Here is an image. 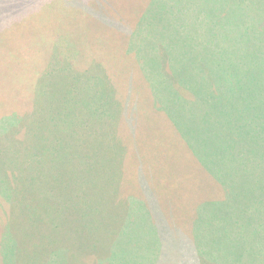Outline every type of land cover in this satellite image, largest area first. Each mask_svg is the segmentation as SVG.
Here are the masks:
<instances>
[{
	"label": "rangeland",
	"instance_id": "374dc122",
	"mask_svg": "<svg viewBox=\"0 0 264 264\" xmlns=\"http://www.w3.org/2000/svg\"><path fill=\"white\" fill-rule=\"evenodd\" d=\"M159 2L0 0V57L9 50L0 58V136L31 114L34 99L39 103L33 132L17 149L8 141L0 170L19 171L17 206L40 238L29 252L10 239L11 202L1 183L13 171L0 174V264H264V52L259 59L253 34L244 32L261 31L264 42V0H175L174 24L185 26L180 40L159 32L166 5ZM144 15L150 26L138 36ZM213 29L219 36L209 41ZM193 39L205 47L193 48ZM173 82L195 94L181 123L194 153L227 190L224 202L203 208L191 236L167 232L163 218L147 232L135 199L120 186L119 197L106 195L110 181L120 185L125 164L120 149L119 165L107 171L109 123L120 116L118 134L129 149L136 117L148 129L143 137L159 140L151 106L179 112ZM190 202L172 201L177 212ZM102 245V260H79Z\"/></svg>",
	"mask_w": 264,
	"mask_h": 264
},
{
	"label": "crops",
	"instance_id": "0c3cea01",
	"mask_svg": "<svg viewBox=\"0 0 264 264\" xmlns=\"http://www.w3.org/2000/svg\"><path fill=\"white\" fill-rule=\"evenodd\" d=\"M7 54L9 50L6 48V52L2 53L0 58ZM172 85L176 90L177 100L174 109L179 112L176 114L169 112L155 102H153L155 105L151 106L158 110L151 113L162 126H159L161 128L159 140L151 137L150 142L147 135L143 137L146 134L145 130L148 129L146 124L141 127L138 117L135 126L133 125L135 132L131 135L134 137L136 133V146L132 145L130 149L126 147L127 145L124 146L122 136L124 149L122 164L124 162L125 164L121 165L123 174L120 180L121 193L125 197H131L133 201L135 199L144 218V225H140L138 219L137 226H142L145 231H154L159 218H163L170 226L167 232L175 231L171 230V227H174L177 231L191 236L198 218L202 219L205 215L203 208L213 203L224 202L227 190L213 180L212 172L206 169L205 163L194 153L191 132L185 128L184 123H181L185 117L183 111L190 107L191 91L175 83ZM170 168L176 169L174 175ZM216 189L219 194H215ZM208 192L210 195H207ZM175 197L191 202L181 207V212H177L175 211L177 207L172 203ZM154 200L165 209L162 214L165 213L166 219L157 213V204H154Z\"/></svg>",
	"mask_w": 264,
	"mask_h": 264
},
{
	"label": "trees",
	"instance_id": "16d2710c",
	"mask_svg": "<svg viewBox=\"0 0 264 264\" xmlns=\"http://www.w3.org/2000/svg\"><path fill=\"white\" fill-rule=\"evenodd\" d=\"M155 1L158 2L159 0H152V2H155ZM167 2H169V3H167ZM73 3L75 4V2H73ZM163 3H166V5L161 8V14L163 13L162 16H164L165 18L164 17L162 18V16H161V19H163V21H162L163 27L159 28V32H162L165 30V33L171 34L176 39H178V40L183 39L184 38L183 33H185V26H184L183 22H180V20H179V23L177 22L176 24H174L176 22L177 18L179 17L178 13L176 12V7L172 5V3L173 4L175 3V0H160L159 4H163ZM144 17H145V15H144ZM200 18H202V17H200ZM142 20H143V17H142ZM147 20L148 19L145 17V19H144L145 24H143L140 27V30L137 33L138 36L139 35L143 36V32H145V30L150 26L149 20L148 21ZM205 21L209 27L216 28V24H214L212 21H209L206 18H205ZM262 27L263 26H261L259 28H262ZM244 29H245L244 30L245 33H247V34L250 33V34H253L255 36V38L253 35L251 36V38L254 39L253 47L256 51L257 57L259 59H263L262 54L264 52V42L262 39V37H263L262 32L260 31L258 34H256L255 29H253V28L244 27ZM132 32L133 31H131L130 37L133 35ZM212 35H213V38L209 39V41H215V39L218 38L219 33L216 29H213ZM194 41H195V43H194ZM196 41H197V43H196ZM250 44H251V42H250ZM196 47L198 49V48L205 47V46L202 43H200L198 41V39H193V48H196ZM208 53L211 56H214L211 52H208ZM177 58H178V56H175V60ZM168 62H169V66H170L169 73L172 74L173 70L176 71V69L171 68V65H173L174 60L172 61V59H170ZM146 72H144V75ZM106 75H107V73H106ZM227 78H228L227 80H233L234 76H230ZM173 83L178 85L177 82H173ZM184 89L190 92V90L188 88L185 87ZM113 90L115 91L113 96L115 97V99L117 101H120L116 97L117 93H118L117 90L115 88ZM173 93L174 94H172V96L175 98L176 90L174 88H173ZM6 98H9V97H6ZM192 98L193 99L195 98V94L192 95ZM2 103L3 102H0V104H2ZM38 108H39V103H37V101L34 99V108H33V111L31 112V114L21 118V121L20 120L16 121V123H14L12 125L13 127L10 131L9 130L7 131L5 128L7 126L5 124H3V127H4L3 132L5 130L6 131L4 133L2 132L3 134L0 136V157H1L2 152L6 151L5 150L6 148H10L12 143H8V141L10 142V141L14 140L15 141V148L17 149L20 146V144L18 142L22 143L24 141L25 137L30 136L31 132H33L32 131L33 130V124L35 122L36 112H37ZM109 125H110V128H111L110 130L112 133L110 134L111 136L106 139V143L109 144V145L107 144V149L109 148V152H108V156H107V160L109 159V163H108L109 168H107V171H108V173L109 172L111 173V171L113 169V164L119 165V151H120V149H122V153H123V141H122L123 139H122V136H119V134H118V131L120 130L119 129L120 116L118 115V117L116 119L112 120V124L110 122ZM22 131L25 132L24 135L22 136V138L21 139L15 138ZM86 136L90 138V135L86 134ZM23 146L24 145H21V147H23ZM114 146H116V148H114ZM86 150L87 151L90 150V147L87 146ZM1 166L4 167V165L2 164L1 158H0V167ZM117 170H118V167H117ZM9 171H11V172L13 171L10 175L11 178L8 177L9 180L6 179L7 182L1 183L2 186L4 187V189L9 193L8 194L9 195L8 200L11 202V206L9 208V212L7 215V219H8L7 228L9 230L10 239L12 241L16 242L19 248L24 246L25 250L27 252H29V251H32L31 243H36V241H38L40 238L36 235H33V230L35 228V225L32 221V218L24 215L22 213L21 208H19L17 206V199H16L15 193L22 189V186L18 181L19 171L15 168L9 167V168H6L4 173H2L0 170V174L1 175L6 174V176H9V173H8ZM126 171H128V170H126ZM109 183H110V187L107 189V194H106L107 197L109 199H113V197L114 198L119 197L118 189H119V186L121 189V183H120V185H119L118 181H110ZM0 194H2V193H0ZM191 249H193V248H191ZM104 251H105V249H104L103 245H102V247H99L98 252H96L90 248L84 253L81 252V255H79V260L81 261L86 256H94L96 258V260H102L105 256ZM42 255L44 257L45 254L42 253ZM108 255H109V251L106 253V256H108ZM42 261H43V259H42ZM39 262H40V260H39ZM6 264H7V262H6ZM186 264H198V263H197V260H195L193 263H190L188 261V263H186Z\"/></svg>",
	"mask_w": 264,
	"mask_h": 264
}]
</instances>
